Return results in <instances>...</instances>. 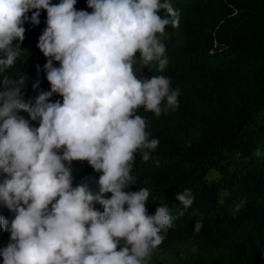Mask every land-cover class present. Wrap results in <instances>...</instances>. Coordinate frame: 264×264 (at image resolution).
I'll list each match as a JSON object with an SVG mask.
<instances>
[{"label":"clouds","instance_id":"obj_1","mask_svg":"<svg viewBox=\"0 0 264 264\" xmlns=\"http://www.w3.org/2000/svg\"><path fill=\"white\" fill-rule=\"evenodd\" d=\"M76 4L0 0V73L20 55L25 22L39 25L46 10L37 46L48 58L51 85L33 104L24 102V77L0 80V205L15 214L11 221L0 216L11 234L0 249L3 264H149L177 218L167 205L148 214L147 187L125 189L135 184V154L147 162L160 143L150 139L149 122L137 110L159 117L178 108L180 96L170 78H138L135 66L158 62L164 71L165 29L179 27L180 13L170 0H88L91 13ZM54 93L62 103L50 102ZM84 160L102 173L93 178L95 189L88 181L72 186V162ZM177 199L187 210L195 198L186 188ZM202 227L196 221L194 231Z\"/></svg>","mask_w":264,"mask_h":264},{"label":"trees","instance_id":"obj_2","mask_svg":"<svg viewBox=\"0 0 264 264\" xmlns=\"http://www.w3.org/2000/svg\"><path fill=\"white\" fill-rule=\"evenodd\" d=\"M170 3L179 11L180 22L179 27L165 29L168 65L162 73L158 62L135 67L141 71L138 78H170V87L180 90L179 107L159 117L137 110L149 122L150 139L160 143L147 162L140 151L135 154V184L125 191L147 187L148 214L167 205L177 217L155 250L182 245L189 254L183 264H264V0ZM75 7L93 11L88 0H77ZM39 19V25L25 22L20 55L0 73V80L4 75L24 77V102L33 104L42 91L51 90L44 70L48 58L37 46L47 27L46 10ZM37 81L39 88L33 89ZM57 100L62 103L63 98L54 93L50 102ZM20 114L39 127L27 112ZM71 167L73 187L88 181L96 188L94 180L102 173L88 161H73ZM3 178L0 175V181ZM186 188L195 199L184 210L177 194ZM96 208L103 211L99 204ZM0 216L11 221L15 214L0 205ZM196 221L203 225L199 233L194 231ZM10 239V232L0 225V249Z\"/></svg>","mask_w":264,"mask_h":264},{"label":"rangeland","instance_id":"obj_3","mask_svg":"<svg viewBox=\"0 0 264 264\" xmlns=\"http://www.w3.org/2000/svg\"><path fill=\"white\" fill-rule=\"evenodd\" d=\"M188 258V251L182 245H178L165 250H154L149 264H157L159 262H166L168 264H183L184 260Z\"/></svg>","mask_w":264,"mask_h":264}]
</instances>
